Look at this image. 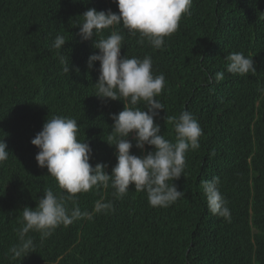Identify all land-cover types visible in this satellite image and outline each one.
I'll return each mask as SVG.
<instances>
[{
	"label": "trees",
	"instance_id": "1",
	"mask_svg": "<svg viewBox=\"0 0 264 264\" xmlns=\"http://www.w3.org/2000/svg\"><path fill=\"white\" fill-rule=\"evenodd\" d=\"M89 8L118 13L113 0H0V140L10 151L0 163V264H264V0H192L160 49L146 39L140 43L139 33L122 25L94 36L120 32L121 55L150 56L153 75L165 76L155 97L165 110L155 123L166 139L175 143L167 117L187 110L198 121L200 147L188 149L184 172L173 181L184 196L161 208L150 206L146 191L134 185L123 197L114 195L111 184L94 187L66 202L92 219L60 225L43 240L31 231L33 252L10 259L23 207L35 208L49 189L62 193L47 169L38 167L39 150L31 144L46 119L77 120V139L93 149V167L105 164L110 174L117 162L115 146L106 141L111 115L124 104L94 96L99 62L89 69L87 60L98 49L81 41L76 27ZM57 35L67 41L61 50L52 47ZM234 52L252 57L256 71L228 73L226 57ZM60 55L79 72L64 73ZM217 72L224 79L209 83ZM137 106L144 110L145 104ZM151 150L133 146L131 153ZM213 177L220 178L230 220L209 211L202 181ZM97 201L111 202L113 210L94 212Z\"/></svg>",
	"mask_w": 264,
	"mask_h": 264
},
{
	"label": "clouds",
	"instance_id": "2",
	"mask_svg": "<svg viewBox=\"0 0 264 264\" xmlns=\"http://www.w3.org/2000/svg\"><path fill=\"white\" fill-rule=\"evenodd\" d=\"M118 13L111 9L97 11L87 9L78 22V35L81 41L93 42V53L87 60V67L92 69L99 62V75L95 84V94L102 101H122L123 110L112 114L111 132L106 141L115 146L116 164L109 174L107 165L90 164L93 149L84 140L77 139L79 131L77 120L69 117L53 116L46 119L31 144L39 151L35 156L37 165L46 168L48 174L55 178L62 193L58 196L49 189L38 198L36 207H23L22 226L17 230L18 243L9 248L10 259L22 260L35 247L33 239L28 236L31 231L38 232L41 240L49 237L60 225L68 226L77 219H92V214L82 212L79 206L71 209L67 201L76 194L88 192L94 187H111L114 195L123 197L134 185L136 191H146L148 202L152 207L167 208L175 203L184 193L177 190L173 183L181 177L185 168V153L189 148L200 147L199 138L203 131L192 113L185 110L176 117H167L173 124L175 143L161 134V127L155 118L165 106L155 97L159 96L165 86L163 74L153 75L152 59L128 58L121 55L123 35L112 30L106 38L94 40L106 29L122 25L131 35L139 33L143 43L147 42L155 49L165 43V37L172 35L179 27L182 15L187 14L192 0H113ZM63 35H57L52 47L61 50L66 44ZM64 73L74 70L79 72L63 55L59 56ZM226 71L233 75H246L255 72L253 58L243 53H231L226 57ZM209 83L224 79L223 72L210 76ZM143 101L144 110L137 105ZM132 137L130 140L129 137ZM135 141L133 145L132 141ZM153 150L137 156L131 153L135 146L142 152L145 146ZM5 139L0 140V163L9 158ZM172 181L171 184L168 182ZM220 178L202 181L204 195L209 211L230 220V209L219 189ZM113 210L111 202L97 201L94 212Z\"/></svg>",
	"mask_w": 264,
	"mask_h": 264
}]
</instances>
